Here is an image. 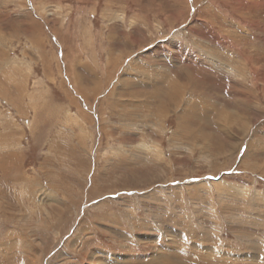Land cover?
<instances>
[{
    "label": "rangeland",
    "instance_id": "1",
    "mask_svg": "<svg viewBox=\"0 0 264 264\" xmlns=\"http://www.w3.org/2000/svg\"><path fill=\"white\" fill-rule=\"evenodd\" d=\"M0 264H264V0H0Z\"/></svg>",
    "mask_w": 264,
    "mask_h": 264
},
{
    "label": "bare ground",
    "instance_id": "2",
    "mask_svg": "<svg viewBox=\"0 0 264 264\" xmlns=\"http://www.w3.org/2000/svg\"><path fill=\"white\" fill-rule=\"evenodd\" d=\"M26 1V0H25ZM32 5H33V3H32ZM27 8V7H26ZM33 8V7H32ZM38 8V7H37ZM22 10V9H21ZM29 10V9H28ZM37 10V9H36ZM40 10V9H39ZM33 12V11H32ZM35 14V13H34ZM38 14V13H37ZM41 14V13H40ZM34 16V15H33ZM38 16H39V14H38ZM37 16V17H38ZM252 19V18H251ZM35 26V25H34ZM226 35V34H225ZM228 35V34H227ZM58 36V35H57ZM65 43V42H64ZM243 54V53H242ZM249 57V56H248ZM230 58V57H229ZM229 60V59H228ZM243 61V60H242ZM252 61V60H251ZM256 68V67H255ZM238 69V68H237ZM128 73V72H127ZM259 74V73H258ZM98 96V95H97ZM96 97V96H95ZM86 102V101H85ZM220 193V192H219ZM221 195H223V194H221ZM189 258H191V257H189ZM195 261V260H194Z\"/></svg>",
    "mask_w": 264,
    "mask_h": 264
}]
</instances>
